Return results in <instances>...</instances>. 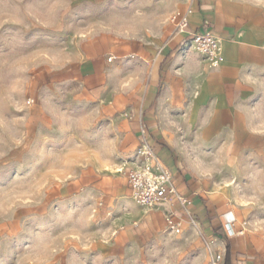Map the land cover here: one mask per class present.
Instances as JSON below:
<instances>
[{
	"label": "rangeland",
	"instance_id": "1",
	"mask_svg": "<svg viewBox=\"0 0 264 264\" xmlns=\"http://www.w3.org/2000/svg\"><path fill=\"white\" fill-rule=\"evenodd\" d=\"M181 1L159 0L153 7L154 0H0V31L15 29L6 32V50L0 51V264H182L193 250L198 254L189 264H210L215 249L225 252L222 264H264V194L256 187L264 176V143H196L192 128L181 145L194 171L208 184L214 182L211 196L220 199L226 223L227 214L234 212L235 231L245 237L248 249L228 247L232 236L226 223L211 234L201 218L194 222L185 212L176 218L179 231L151 229L150 214L143 212L125 224L119 215L122 205L132 201L139 206L122 190L136 160L124 122L129 95L143 82L137 65L129 73L109 70L102 80L79 79L78 84L50 79L52 58L72 51L78 40L96 31L130 30L157 38L174 25ZM49 30L61 33L58 46L19 50L26 39L38 43L50 38ZM37 89L43 94L37 96ZM262 89L264 85L252 101L261 104L260 124ZM82 102L95 103L87 114L89 126L107 120L95 144L83 139L80 118L68 111ZM96 149L108 155L97 157ZM243 181L253 185L251 191L240 192ZM108 209L114 210L111 222L93 228ZM127 226L139 237L121 238ZM189 229L184 242L175 245Z\"/></svg>",
	"mask_w": 264,
	"mask_h": 264
},
{
	"label": "crops",
	"instance_id": "2",
	"mask_svg": "<svg viewBox=\"0 0 264 264\" xmlns=\"http://www.w3.org/2000/svg\"><path fill=\"white\" fill-rule=\"evenodd\" d=\"M178 12L187 14L190 30H202L208 23L220 37L218 63L212 64L204 55L185 48L186 33L177 32L175 25L170 24L154 39L131 34L130 30H99L86 40H78L72 51L54 56L50 79L52 83L77 84L79 79L102 80L109 70L129 73L140 60L137 69L143 82L129 95L125 111L127 145L135 153L145 128L148 143L172 170L178 191L191 203L184 207L172 198L144 212L140 205L128 201L119 215L125 224H131L142 212L149 213L150 227L158 231L168 227L170 214L180 224L178 213L185 212L194 222L201 218L212 234L225 227V210L218 196H211L214 182L208 184L194 171L181 145L188 141L186 133L192 128L195 142L201 144L258 145L264 141V124H260L258 114L261 104L252 102L264 85V76L258 74L264 73V4L251 0H183ZM134 45L138 51L133 50ZM109 57H113L111 61ZM95 153L97 157L108 155L104 149ZM131 163L130 167L135 161ZM122 190L131 195L128 179ZM227 234L232 236L229 248L235 245L240 252L248 249L249 243L240 233ZM136 237L139 233L134 228L127 226L121 231L124 240Z\"/></svg>",
	"mask_w": 264,
	"mask_h": 264
},
{
	"label": "built area",
	"instance_id": "3",
	"mask_svg": "<svg viewBox=\"0 0 264 264\" xmlns=\"http://www.w3.org/2000/svg\"><path fill=\"white\" fill-rule=\"evenodd\" d=\"M177 32L186 33L184 47L197 51L204 55L212 64L218 63L221 58V39L205 23V28L199 31L189 29V20L186 13L178 12L172 19ZM113 57H109L111 61ZM30 99L29 102H33ZM146 129H142V140L138 145L135 156L136 160L132 167L127 170L128 184L131 196L141 206L144 212L157 207L162 200L175 198L184 207L191 203L189 197L181 194L174 182L172 170L164 164L157 153L147 141ZM174 214L169 215L168 228L180 230V224L173 221ZM234 221L227 220L226 228L230 234H235ZM223 253L215 249L211 253L210 264H222Z\"/></svg>",
	"mask_w": 264,
	"mask_h": 264
},
{
	"label": "snow or ice",
	"instance_id": "4",
	"mask_svg": "<svg viewBox=\"0 0 264 264\" xmlns=\"http://www.w3.org/2000/svg\"><path fill=\"white\" fill-rule=\"evenodd\" d=\"M113 2L115 3V0H113ZM159 3V0H154L153 3V7H155L156 4ZM68 23V21H66V24ZM74 23V22H73ZM15 29H5L3 31H0V51H4L5 46H4V37L6 32L8 31H14ZM48 33H50V38L44 39L38 43H31L28 41V39L25 40L24 46L21 47L19 50L20 51H30L33 48L38 47L39 45H45L48 47H56L59 44V39L56 38L57 34H61L58 33L56 31H52L49 30L47 31ZM133 50L134 51H138V48L134 45L133 46ZM147 51V50H146ZM128 55H131V53H129ZM141 63L140 60H137L135 62V64H139ZM177 67H179V65H176ZM127 70H131L129 69H125V71ZM261 76H264V73H258ZM35 75V74H34ZM121 75H123V72H121ZM5 78H8L7 75L5 74ZM150 79V77H149ZM43 83L41 84V88L43 87ZM92 87H97L98 85L93 83L91 85ZM43 92L40 89H37L36 95H42ZM262 94H264V89H262ZM38 102V101H37ZM93 107H95V103L94 102H87V103H80L78 105L73 106L72 108L68 109V111L70 112L72 117H76V118H80L78 121L79 126L82 128V137L83 139H85L88 143L90 144H95L97 143L100 139H101V134H100V130L103 127V124L107 123V120L104 121H98L96 122L95 125L93 126H89L88 123V118H87V114L89 113L90 109H92ZM202 115V114H201ZM261 143H264V141H261ZM244 185H247L246 187ZM256 187L258 188V191L262 194H264V176L259 177L256 181ZM253 188V185L249 184L247 181H243V183L240 186V192H248L251 191ZM114 211L112 209H108L105 212L101 213L95 223L92 225L93 228H98V227H106L110 222L111 219L113 218L110 213ZM249 219H251V217H249ZM191 229L185 231L178 239L174 240L173 243L175 245H180L184 242V239L187 238V236L190 234ZM164 249L161 248V254L163 253ZM198 254L197 251L193 250L191 252V255L184 261H182V264H189V261L191 259V256H194ZM63 257L60 258L61 261H63Z\"/></svg>",
	"mask_w": 264,
	"mask_h": 264
},
{
	"label": "bare ground",
	"instance_id": "5",
	"mask_svg": "<svg viewBox=\"0 0 264 264\" xmlns=\"http://www.w3.org/2000/svg\"><path fill=\"white\" fill-rule=\"evenodd\" d=\"M227 218H228L229 220L234 219V218H235L234 212H233V211H230V212L227 214Z\"/></svg>",
	"mask_w": 264,
	"mask_h": 264
}]
</instances>
